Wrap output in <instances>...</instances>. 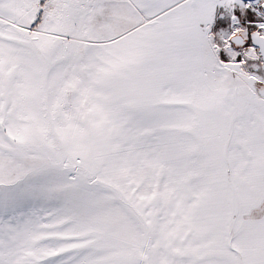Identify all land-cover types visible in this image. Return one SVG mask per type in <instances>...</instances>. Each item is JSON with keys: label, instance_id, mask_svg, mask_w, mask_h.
I'll return each mask as SVG.
<instances>
[{"label": "snow or ice", "instance_id": "snow-or-ice-1", "mask_svg": "<svg viewBox=\"0 0 264 264\" xmlns=\"http://www.w3.org/2000/svg\"><path fill=\"white\" fill-rule=\"evenodd\" d=\"M0 264H264V0H0Z\"/></svg>", "mask_w": 264, "mask_h": 264}]
</instances>
